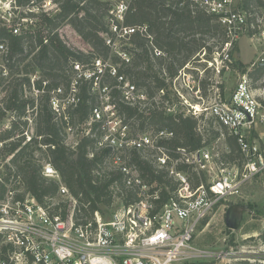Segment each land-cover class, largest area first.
<instances>
[{
	"label": "built area",
	"instance_id": "1",
	"mask_svg": "<svg viewBox=\"0 0 264 264\" xmlns=\"http://www.w3.org/2000/svg\"><path fill=\"white\" fill-rule=\"evenodd\" d=\"M180 1V6L190 2L214 16L225 30L226 41L217 51L224 63L223 68H229L233 63V51L243 34L251 33V38L263 42L264 48V29L259 30V24L255 27L250 21L251 15L240 8L236 0ZM120 3L117 5L118 15L112 18L111 27L115 33L120 32L124 38L137 31L146 32V25H125V15L132 0ZM22 7L16 0H0V27L8 28L14 34L22 32V24L24 30L30 29L28 23L33 21L22 15L27 11L19 12ZM17 13L22 18L12 23V16ZM108 41L111 45L113 39ZM157 51L158 55L162 54ZM8 54L6 42L0 40L2 76L9 74L5 65ZM263 54L264 49L252 63L253 67L264 63ZM102 63V59H98L94 66L98 68ZM209 63L211 67L215 66L214 62ZM80 68V64L75 65L77 73L82 71ZM220 72L217 67V73ZM112 73L119 87L126 86L122 88V101L141 108L150 105L151 102L147 104L148 95L140 94L134 83L119 75L115 68ZM101 75L102 68L90 74V80L98 83ZM187 77L189 83L186 87L194 93L196 102L185 101L187 109L177 112L168 99L164 101V109L175 115L194 117L203 134V116L214 119L221 129L237 138L244 156L242 165L214 157L208 145L195 150L175 146L176 135L172 130L148 128L147 131L132 133L130 125L116 108V102L109 101L112 98L110 94L107 101L94 106L88 122L98 126L97 150L110 151L106 160L108 170L124 174L125 188L113 187L111 204L100 206L88 218L81 214L79 199L62 182L59 171L50 162L43 163L42 173L59 182V189L58 195L50 198L48 205H42L24 186L20 190L6 185L5 195L0 198V264H180L206 255L205 251L194 246L199 228L216 209L221 206L225 209L230 197H241L243 183L264 167L260 149L251 141L252 129L262 115V104L251 88L248 71L240 74L228 97L223 95L220 86H216L210 89L212 93L206 98L200 80L192 74ZM77 84L78 80L71 84L74 92L72 103L78 101ZM173 86L183 97L175 82ZM62 90V87L51 90L50 97L52 108L59 115L66 107L61 111L54 97ZM160 92L167 94L165 88ZM225 134L224 130L222 135L225 137ZM134 153L154 168L168 173L172 187L146 181L132 160ZM164 192L167 198H164ZM60 203L66 205V211L60 208L59 213L53 212L54 206Z\"/></svg>",
	"mask_w": 264,
	"mask_h": 264
},
{
	"label": "trees",
	"instance_id": "2",
	"mask_svg": "<svg viewBox=\"0 0 264 264\" xmlns=\"http://www.w3.org/2000/svg\"><path fill=\"white\" fill-rule=\"evenodd\" d=\"M16 1L20 6H24L32 0ZM180 2V0H132L125 15L126 26L146 25L147 31H137L129 36L130 44H132V50H128L130 58L126 61L115 57L113 62L121 63L120 67H115V70L119 75L130 78L137 88L149 90V98L154 96L155 90L160 91L167 87L165 77L161 78L160 72L153 70L152 60L158 61L162 68H165L163 63L167 62L166 71L172 79L188 63L198 61L204 51L206 55L215 51V45L209 44V38L220 39L222 43L220 50L226 41L225 30L214 16L192 6L190 2H185L182 6ZM57 3L59 8L54 15L47 12L38 15L42 25L40 28L26 29L20 34H14L8 28L0 27V40L7 43L9 50L7 63L10 75L19 74L11 80L6 90L8 102L5 109L14 113L15 116L11 125L0 131V143H2L0 152L11 155L5 165L8 169L7 173L1 178L3 183H0V198L5 195L7 190L5 184L12 176L21 180L25 190L35 195L44 206L48 205L50 198L58 195L59 182L43 175V164L36 161L29 151L30 146L35 144L45 152L47 160L59 171L62 182L79 199L81 214L89 218L100 206L111 204L113 187L121 190L125 188L124 174L120 171L108 170L106 160L110 151L97 150L96 127L98 126L96 124L74 145L66 141L64 128L78 123H87L91 117L96 102L91 92L93 81H78L76 94L78 101L70 103L61 115L52 108L48 94L50 90L60 86L61 79H66L68 90H70L71 80L66 71L74 70L76 64H95L98 59L103 60L109 55L110 47L101 35V32L109 31L104 21L108 8H105L107 4L101 0H57ZM242 3L243 9L251 15V19L255 17L256 7L264 6L263 0H243ZM26 14L34 15V12L22 13L23 16ZM66 22L70 23L91 44L93 51L84 53L64 41L60 27ZM154 49H158L162 54L154 55ZM163 53L168 56L164 57ZM27 59H29L28 63L19 69L18 62L24 63ZM236 65L242 70L245 68V64L239 61ZM38 69L45 74V79H35L34 83L37 89L46 90L44 92L46 97L44 101L40 98V101L36 103L35 99L31 101L25 99L24 91L25 88L31 89L30 75ZM249 74L251 82L252 76L263 75L264 63L258 65L255 71ZM112 78L115 79L112 84L114 86L117 78ZM46 79L52 81L44 88L43 82ZM110 94L117 99L116 108L126 123L129 124L131 120L138 122V128L141 131L148 128L172 130L176 135L173 142L175 146L191 150L199 149L208 145L220 134L219 131L211 128L203 134L198 128V120L194 117L166 112L164 101L170 99L168 94L163 95L161 105L152 101L146 108L132 106L122 101L121 93L115 87ZM29 109H33L35 116L36 134L22 146L26 141L23 133L28 121H22L21 118L26 116ZM129 125L133 127V124ZM224 130L225 140L230 149L223 155V160L242 165L244 156L237 138L230 135L226 129ZM91 154L94 156L91 157ZM132 160L146 181L168 186L173 183L168 173L154 168L138 153H134ZM188 170L193 173L192 169ZM164 198H167L166 192H164ZM60 208L66 211V205L60 203L54 206L53 212L59 213ZM234 264H264V262L239 259Z\"/></svg>",
	"mask_w": 264,
	"mask_h": 264
},
{
	"label": "rangeland",
	"instance_id": "3",
	"mask_svg": "<svg viewBox=\"0 0 264 264\" xmlns=\"http://www.w3.org/2000/svg\"><path fill=\"white\" fill-rule=\"evenodd\" d=\"M8 0H6L7 2ZM105 2L107 5L105 8H108V11L105 14L104 21L106 23L107 29L109 31L101 32V35L105 38L106 44L110 47L109 55L103 58V63L101 66L97 68V66L93 63H86L81 65L80 72H76L75 68L67 70L66 74L71 80V84L75 80H90V74H94V71H99L100 68L103 69V75H101L98 83L93 82L91 87V92L95 96V105H100L102 101H107L108 97H110V92L115 87L122 94V88H126L124 85L122 88L119 87L118 82L112 86L113 81L115 80L112 77H115L112 73V70L115 67H120L121 63L115 64L113 60L115 57H119L121 60H126L130 58V54L128 50H132V44H130L129 37H121L120 32L115 33V29H112V18L118 15L117 5L121 4L122 0H101ZM129 1V0H123ZM264 1V0H263ZM237 4H239L240 8H243V0H236ZM256 3V2H255ZM257 4V3H256ZM255 9V17L250 19L251 22H254L256 27L259 30L264 29V6L258 5ZM58 3L57 0H32L29 3L25 4L20 10L34 12V15L26 14L28 19H32L33 22L28 23L30 29L34 30L40 28L41 20L39 18V14L44 11H48V14L54 15L58 11ZM113 11V14H112ZM116 14V15H115ZM19 15V16H18ZM22 18L20 14H16L12 16V23H16L19 21V18ZM261 20V22H258ZM23 22V20H21ZM26 23V22H23ZM256 23V24H255ZM27 24V25H28ZM25 27L21 25V31H24ZM60 33L64 41L71 47L75 49L82 50L84 53H89L93 51V47L91 44L85 40V38L68 22L60 27ZM252 34H243L236 45L237 47L233 51V63L230 64L229 68H223V62L221 57H219L217 51H220L221 41L219 38H209V44L215 45L214 52L208 53L206 55V51H204L200 56L198 61H193L188 63L185 66V69L182 70V74L179 77L170 78L169 72L166 71V63H163L165 68L160 66L158 61H151V66L154 71L160 72V76L165 77L167 81V87H165L166 93L169 95L171 102L175 106L177 112H180L184 109H187V105L185 101L196 102V96L192 91H190L186 86L189 83L188 75L192 74L195 78L200 80L201 90L204 97L208 98L212 92L210 89H213L216 86H220V89L225 95V97L230 96V94L235 89L236 83L239 79L240 74L244 71H248L251 73L255 71L258 67L252 66V63L255 62L258 57L261 55L263 42H257L251 38ZM109 38L113 39L111 45H109ZM217 39V40H215ZM7 44V43H6ZM158 49H154V55H158ZM168 55L165 54L164 57ZM264 56V54H263ZM217 58V62L215 61ZM30 59V57H29ZM29 59H27L24 63L18 62V68H23L25 63H28ZM18 60V59H17ZM15 61V60H14ZM241 62L245 64V68L242 70L241 67L237 66V62ZM8 60L5 61L6 68L9 72L7 76H2L0 74V131L8 128L15 114L7 111V93L6 90L10 86V82L14 77H18L19 74L10 75ZM209 62H214V67L210 66ZM98 65V63H97ZM217 67L220 68L221 72L217 73ZM110 69V70H109ZM1 70V69H0ZM180 71V70H179ZM186 73L187 75H184ZM80 74H83L80 76ZM250 75V74H249ZM32 87L31 89L25 88L24 95L25 99L31 101L35 99V102L38 103L40 98L45 100V93L43 90L37 89L35 86L34 80L45 79V74H42L38 69L34 74L30 75ZM127 81H130L133 84V81L130 78H126ZM60 82V86L62 87V92L59 95L55 96V102L57 107L62 111L63 108L68 107L74 98V92L70 88L68 90L66 79ZM190 80H192L190 78ZM52 80L46 79L43 82V87L46 88V82L48 84L51 83ZM176 83L177 87L182 91L183 97L180 96L176 92V88L174 89L173 83ZM109 87V89H108ZM251 88L253 89L255 95L259 99L262 104L261 108V118L254 125L251 132V141L253 145L259 147V151L264 158V74L259 77L252 76ZM48 90V89H47ZM139 93H145L149 96L150 91L145 88L138 89ZM50 97L52 96L51 90L49 92ZM112 95V94H111ZM163 93L160 91H154V96L148 99V103L154 101L161 105L163 99ZM110 102H116V98H109ZM151 104V103H150ZM60 105V106H59ZM144 106V104H142ZM52 106V105H51ZM145 107V106H144ZM122 117V116H121ZM22 121H28V125L24 128V135L26 136V141L22 146L29 142V140L35 136L36 134V121L33 113V109H29L24 118H21ZM118 123V121H116ZM133 124V127L130 126L132 133L142 132L138 128V122L131 120L129 124ZM203 123L205 132L208 128H211L215 131H219L220 134L217 138H214L208 144L209 148L212 151L214 157L218 159H223V155L228 153L229 146L226 143L225 137L222 135L224 132L223 129L215 122L214 119L203 116ZM93 128V125L90 124V121L87 123H78L75 125H70L64 128V133H66L67 143L70 145H74L75 142L85 134H88ZM96 129V128H95ZM148 129L144 130L147 131ZM99 132V129L96 130ZM206 134V132H205ZM2 147V143H0V148ZM39 145H31L29 151L32 153L36 161L39 163L49 162L47 160V156L45 152H43ZM45 150V148H43ZM28 151V152H29ZM11 155L7 152H0V183L1 178L4 177L7 173V168L5 167L6 163L10 160ZM18 183H22L19 179H15L13 176L10 178L9 182H6L5 185H9L10 188L20 189L24 186L23 184L19 185ZM241 203L246 204L250 207V210L244 212L243 221L241 227L237 230L229 229L225 223V214L226 210L231 204ZM226 206L219 207L216 209L215 213H213L199 228L198 233L195 236L194 246L197 250L205 251L206 255L200 256L192 261H184L180 264H198V263H209V264H234L239 259H248L250 261L260 260L264 262V167L263 169L257 173L254 177L249 180H246L242 186V195L239 198H229L226 201Z\"/></svg>",
	"mask_w": 264,
	"mask_h": 264
},
{
	"label": "water",
	"instance_id": "4",
	"mask_svg": "<svg viewBox=\"0 0 264 264\" xmlns=\"http://www.w3.org/2000/svg\"><path fill=\"white\" fill-rule=\"evenodd\" d=\"M250 210L246 204L234 203L226 210L225 223L229 229L237 230L241 227L244 212Z\"/></svg>",
	"mask_w": 264,
	"mask_h": 264
}]
</instances>
